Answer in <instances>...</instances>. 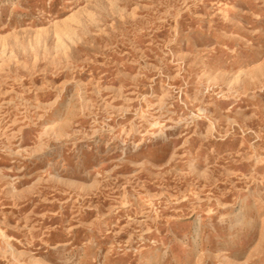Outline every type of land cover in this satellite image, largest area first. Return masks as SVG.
I'll use <instances>...</instances> for the list:
<instances>
[{"label": "rangeland", "instance_id": "obj_1", "mask_svg": "<svg viewBox=\"0 0 264 264\" xmlns=\"http://www.w3.org/2000/svg\"><path fill=\"white\" fill-rule=\"evenodd\" d=\"M0 264H264V0H0Z\"/></svg>", "mask_w": 264, "mask_h": 264}]
</instances>
